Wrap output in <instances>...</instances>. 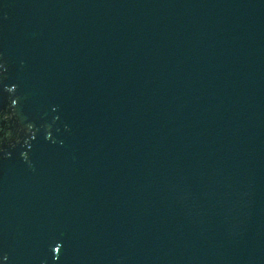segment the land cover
Instances as JSON below:
<instances>
[{
    "label": "water",
    "instance_id": "water-1",
    "mask_svg": "<svg viewBox=\"0 0 264 264\" xmlns=\"http://www.w3.org/2000/svg\"><path fill=\"white\" fill-rule=\"evenodd\" d=\"M0 264H264V0H0Z\"/></svg>",
    "mask_w": 264,
    "mask_h": 264
}]
</instances>
